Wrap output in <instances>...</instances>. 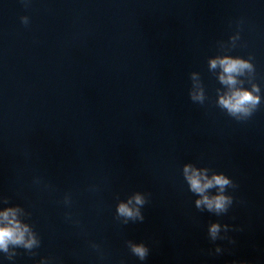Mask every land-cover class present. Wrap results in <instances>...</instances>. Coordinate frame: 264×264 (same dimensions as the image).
Listing matches in <instances>:
<instances>
[{
  "label": "clouds",
  "instance_id": "clouds-1",
  "mask_svg": "<svg viewBox=\"0 0 264 264\" xmlns=\"http://www.w3.org/2000/svg\"><path fill=\"white\" fill-rule=\"evenodd\" d=\"M22 22L27 24L28 18L22 17ZM208 70L214 72L220 69L218 81L226 86L227 91L220 94L217 89V106L224 110L230 117L237 121L250 118L261 104V89L257 83H251V87H245L244 77L246 73L255 75V67L252 58L225 55L208 58ZM191 88L189 98L194 103L203 104L206 94L203 82L196 72L190 73ZM182 176L188 186V190L196 196L195 207L200 211H207L216 216L226 214L233 205L234 198L227 193L228 188H236L233 180L223 172H216L208 167H198L193 163H185L182 166ZM39 182V181H37ZM0 203L8 204L7 198ZM66 205L71 204L70 196L64 198ZM147 203V196L142 192H133L126 200H118L116 205V217L124 224L131 222H143L145 217L142 208ZM28 213L19 206H8L0 211V252L4 253L8 260H13L16 249L22 248L30 254H35L33 249L39 248L41 241L34 227L25 221ZM234 230L229 224H221L219 221L208 225V238L215 242L218 239H228L229 243H235L227 233ZM223 233V235H221ZM126 245L132 255L140 261H144L149 255V248L143 242L126 241ZM93 248H99L93 244ZM215 253L220 254L223 249L217 245ZM39 264H49L47 258H41ZM233 264H246L245 261H234Z\"/></svg>",
  "mask_w": 264,
  "mask_h": 264
}]
</instances>
